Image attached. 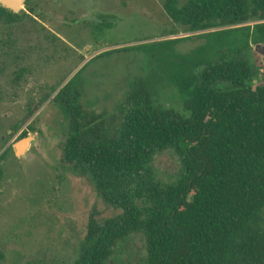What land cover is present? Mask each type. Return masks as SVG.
<instances>
[{"label": "trees", "instance_id": "16d2710c", "mask_svg": "<svg viewBox=\"0 0 264 264\" xmlns=\"http://www.w3.org/2000/svg\"><path fill=\"white\" fill-rule=\"evenodd\" d=\"M164 9L183 33L213 31L186 55L173 54L183 39L165 41L162 73L130 84L120 118L88 112L71 80L56 95L67 120L63 162L122 212L90 216L73 264H116L132 235L144 239V256L126 264H264V72L243 56L264 44V0H166ZM20 20L0 6V21ZM167 79L182 111L156 99ZM165 151L181 163L173 182L153 168Z\"/></svg>", "mask_w": 264, "mask_h": 264}, {"label": "rangeland", "instance_id": "374dc122", "mask_svg": "<svg viewBox=\"0 0 264 264\" xmlns=\"http://www.w3.org/2000/svg\"><path fill=\"white\" fill-rule=\"evenodd\" d=\"M177 1L182 7L189 0ZM165 2L29 0L31 10L25 5L18 23L0 21V264H73L90 216L103 222L122 213L102 201L88 177L63 162L67 120L56 95L71 80L88 112L110 121L120 118L117 105L130 84L162 73L164 63L156 58L167 50L165 41L183 39L173 54L186 55L213 31L181 32L166 14ZM23 11L32 18L23 17ZM257 46L243 56L249 55L262 74L264 48ZM156 99L165 108L183 110L168 79ZM28 138L18 155L15 147ZM153 168L157 178L173 182L181 163L165 151L155 155ZM119 251L116 264L132 263L136 254L144 256V239L132 235Z\"/></svg>", "mask_w": 264, "mask_h": 264}, {"label": "water", "instance_id": "95a60500", "mask_svg": "<svg viewBox=\"0 0 264 264\" xmlns=\"http://www.w3.org/2000/svg\"><path fill=\"white\" fill-rule=\"evenodd\" d=\"M26 3H27V0H0V6L12 11L13 13L20 12V10L26 5ZM259 47L264 48V44L257 46V48ZM31 139L32 138H28L27 140H25V143L23 144V146L15 147L18 155L24 153V150L26 149V146L28 145V143H30Z\"/></svg>", "mask_w": 264, "mask_h": 264}, {"label": "bare ground", "instance_id": "6f19581e", "mask_svg": "<svg viewBox=\"0 0 264 264\" xmlns=\"http://www.w3.org/2000/svg\"><path fill=\"white\" fill-rule=\"evenodd\" d=\"M23 143V142H22Z\"/></svg>", "mask_w": 264, "mask_h": 264}, {"label": "crops", "instance_id": "0c3cea01", "mask_svg": "<svg viewBox=\"0 0 264 264\" xmlns=\"http://www.w3.org/2000/svg\"><path fill=\"white\" fill-rule=\"evenodd\" d=\"M17 153V152H16Z\"/></svg>", "mask_w": 264, "mask_h": 264}]
</instances>
